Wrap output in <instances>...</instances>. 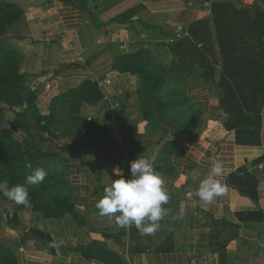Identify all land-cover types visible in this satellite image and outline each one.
<instances>
[{
	"label": "crops",
	"instance_id": "1",
	"mask_svg": "<svg viewBox=\"0 0 264 264\" xmlns=\"http://www.w3.org/2000/svg\"><path fill=\"white\" fill-rule=\"evenodd\" d=\"M6 1L23 10L9 31L10 43L21 55L29 88L39 91V109L43 106L49 114L53 99L94 76L113 79L114 99L121 107L113 120L106 102L83 106L80 115L90 113L98 129L89 144L64 155L74 212L46 218L31 207L17 211L9 203L7 210L15 211L5 208L0 213L8 225L1 231V260L9 254L15 264H264V110L252 120L260 125V145H237L235 131L219 121L208 122L207 111L212 113L217 105L207 83L195 87L200 93L191 97V104L205 106L200 128V118L191 114L145 119L139 77L113 70L118 56L143 48L164 62L165 56L177 59L174 49L159 45L178 26L190 32L193 25L207 23L205 54L219 79L223 66L216 62L221 57L211 22L213 6L250 10L256 5L264 10L261 0ZM122 29L129 33V51L120 49L121 42L108 43ZM71 49L82 54L85 65L70 64ZM59 73L70 82H55ZM141 155L163 177L170 196L164 205L168 214L149 235H141L135 226L119 227V213L101 216L95 207L113 180L131 178L130 164ZM215 163L223 165L217 179L226 191L205 205L197 192ZM231 177L242 191L231 186Z\"/></svg>",
	"mask_w": 264,
	"mask_h": 264
},
{
	"label": "trees",
	"instance_id": "2",
	"mask_svg": "<svg viewBox=\"0 0 264 264\" xmlns=\"http://www.w3.org/2000/svg\"><path fill=\"white\" fill-rule=\"evenodd\" d=\"M22 17L23 10L18 4L0 0V182L7 181L9 187L25 184L29 175L43 168L47 176L42 183L25 184L30 206L34 212H39L46 218H60L68 212H74L64 179V155H72L75 150L92 140L98 124L80 118V112L85 105L99 104L103 97L98 86L87 80L65 96L53 99L49 114L43 115L38 106L39 91L25 87L27 75L22 72V59L14 46L5 40L6 34ZM211 22L215 24L221 57L216 62L223 66L219 79L205 54L209 38L207 23L193 25L188 38L168 49H174L173 52L177 55V59L173 60L177 70L191 66L192 77H202L206 83L213 81L218 84L223 93L218 110L232 116L226 128L235 131L236 144L260 145V125L252 120L260 117L264 110V10L256 5L250 10H236L227 4H216L212 9ZM159 46L166 49L164 44ZM165 64L164 60L155 58L145 48L134 54L120 55L113 64L114 71L139 77V106L145 119L158 115L164 120L171 114L185 116L191 113L186 109L190 99L169 101L172 93L186 88L187 77L181 79L179 75L172 74ZM16 107L20 108L16 113V124L26 134L22 141L1 127L4 111ZM57 107L69 108L81 122L76 133L66 129L69 143L61 145L58 151L49 143L50 140H61L60 133L54 127ZM190 107L194 108V104L190 103ZM31 118L35 119L36 124L29 123ZM46 135L50 136V140L44 138ZM44 143H47L48 149L41 148L40 145ZM234 179L230 178L231 186L242 191ZM11 203L17 211L29 207L17 205L13 201ZM3 220L0 215V229L3 227ZM1 263L15 264L14 258L9 254L4 255L1 260L0 247Z\"/></svg>",
	"mask_w": 264,
	"mask_h": 264
},
{
	"label": "clouds",
	"instance_id": "3",
	"mask_svg": "<svg viewBox=\"0 0 264 264\" xmlns=\"http://www.w3.org/2000/svg\"><path fill=\"white\" fill-rule=\"evenodd\" d=\"M264 6V0H261ZM142 155L131 162V178L113 180L104 190V195L96 202L95 207L101 216H115L116 224L121 228L135 226L141 235L154 234L159 228V222L168 214L164 207L170 196L164 186L163 177L156 171L148 159ZM221 163L212 165L206 179L199 184L197 192L200 201L210 205L224 194L225 187L217 177L223 174ZM193 178H196L195 171ZM47 176L43 168L35 170L25 181L26 185H38ZM25 184L9 187L7 181L0 182V193L17 205L30 206L29 192Z\"/></svg>",
	"mask_w": 264,
	"mask_h": 264
},
{
	"label": "rangeland",
	"instance_id": "4",
	"mask_svg": "<svg viewBox=\"0 0 264 264\" xmlns=\"http://www.w3.org/2000/svg\"><path fill=\"white\" fill-rule=\"evenodd\" d=\"M1 1H4V0H1ZM5 40L10 43L11 39H10L9 33L6 34ZM18 55H19V53H18ZM68 55L71 56V54H69V53H68ZM19 56L21 57V55H19ZM69 60L71 61V57ZM165 61H166L165 65H167V70L171 71L172 74L179 75L181 79H185L187 77L186 82H185V84L187 83L186 88H183L178 93H172V96L170 97L169 101L171 102V101H176V100H180V99H191L190 100V103H191V101H193V99L191 97H195L198 93H200V90H197L195 87H201L200 85L205 84L206 83L205 79H203L202 77H196V76L192 77L193 76V70H192L191 66L190 67L188 66L186 69L180 68L181 71L177 70L176 66H175V62L173 60H170L169 56H165ZM207 85H208L209 89H213V94H215L214 95V101L217 105L213 109L212 113L207 111L208 122H209V120H212L214 122L219 121L222 124V126L226 127L227 122L232 120V116L230 114L222 111V110L221 111L218 110L219 109L218 107L220 106L221 100L223 98L222 90L220 88H218V84L216 82L211 81V82H208ZM25 87L26 88L29 87L28 86V79H27V82L25 84ZM190 103L187 104L186 109L189 110V112H191L190 113L191 115H194V116H197L200 118V121H201L200 128H202L204 121L201 120V117L205 116V114H206L205 106L203 104H197V103L194 104V111L195 112L193 111V113H192V108L190 107ZM49 108H50V105H49ZM39 110L43 115H46L45 113L47 110L44 109L43 106ZM19 111H20V108H18V107L14 108L13 110H10V109L5 110L3 115H2L1 127L5 131L12 133L18 140L22 141L24 138H26V134L22 133L18 129V126L16 124V113ZM85 114H86L85 119H88V116H90V113L85 112ZM55 117H57V118L55 120V126L54 127H56V129L60 133L61 140L60 141L50 140L49 135L44 136V138L46 140H50L49 143L53 144L54 150L58 151V148L61 145H65V144L69 143V138H68L69 135L66 133V129H70L74 133H76L78 126L81 124V122H79L77 117L73 116V114L71 113L69 108L68 109L67 108L62 109V108L57 107V110L55 111ZM80 118L83 119V117L81 115H80ZM29 123L31 125H34V124H36V121H35V119L31 118V119H29ZM209 126H210V123H208V127ZM40 146L42 149H48L49 148L47 143L41 144ZM1 200L4 201V204H2V206H1ZM9 203L11 205L10 207H13L11 200H9L2 193H0V213L5 208L7 210L6 206ZM10 207H9L10 210L8 209L7 211H10V213H13L15 211V209L10 208ZM29 207H31V206H29ZM26 208L27 207L23 208L20 211H23ZM7 226H8L7 222L4 220L3 221V227H2V229H0V245H1V231L4 228H6Z\"/></svg>",
	"mask_w": 264,
	"mask_h": 264
},
{
	"label": "built area",
	"instance_id": "5",
	"mask_svg": "<svg viewBox=\"0 0 264 264\" xmlns=\"http://www.w3.org/2000/svg\"><path fill=\"white\" fill-rule=\"evenodd\" d=\"M189 29L187 27L183 26H178L175 28L173 31L172 36L168 38L167 41H165L164 45L166 48H169L171 45L177 43L178 41H181L185 38L189 37ZM126 37L125 40H123V37ZM142 41L144 43L148 42V39L146 36H142ZM121 42L122 44L120 45V49L122 51H129L130 49V39H129V33L126 29L118 30L114 33H112L108 39V43H118ZM104 43L102 40L98 41V44ZM70 64L73 65H85V60L80 52L75 51L74 49H71V61ZM53 80L55 82H64V83H69L70 78H67L63 76L62 74H57L54 75ZM93 84L97 85L98 88L101 91L102 97H103V102L108 103L109 105V115L112 117L114 120L115 118L119 117L117 116V111L120 109L121 105L119 101L114 99V94H113V85L114 81L110 77H105V78H98V77H92L89 79ZM88 121L91 122L92 118L89 117Z\"/></svg>",
	"mask_w": 264,
	"mask_h": 264
},
{
	"label": "water",
	"instance_id": "6",
	"mask_svg": "<svg viewBox=\"0 0 264 264\" xmlns=\"http://www.w3.org/2000/svg\"><path fill=\"white\" fill-rule=\"evenodd\" d=\"M199 71V69H197Z\"/></svg>",
	"mask_w": 264,
	"mask_h": 264
}]
</instances>
